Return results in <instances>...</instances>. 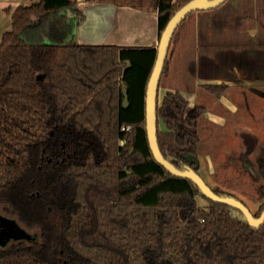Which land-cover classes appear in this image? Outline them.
I'll return each mask as SVG.
<instances>
[{"label":"trees","instance_id":"16d2710c","mask_svg":"<svg viewBox=\"0 0 264 264\" xmlns=\"http://www.w3.org/2000/svg\"><path fill=\"white\" fill-rule=\"evenodd\" d=\"M84 1L154 9L160 35L187 0ZM67 9L71 16L60 14ZM192 12L172 34L158 88L171 86V64L186 72L185 91L198 81L216 97L237 80L233 69L264 80V0ZM84 18L78 0H24L0 38V215L29 233L0 244V264H264V221L250 226L154 159L144 94L155 47L78 43L72 31ZM248 24L257 31L243 41L211 37ZM188 29L197 43L174 64L176 39ZM205 110L181 88L160 100L157 93L158 147L179 168L193 167L185 155L198 154ZM262 208L263 200L254 215Z\"/></svg>","mask_w":264,"mask_h":264},{"label":"rangeland","instance_id":"374dc122","mask_svg":"<svg viewBox=\"0 0 264 264\" xmlns=\"http://www.w3.org/2000/svg\"><path fill=\"white\" fill-rule=\"evenodd\" d=\"M198 11L203 10H193L192 13L196 14ZM191 21L190 19L188 22ZM256 31L255 25L248 24L244 27H233L212 33L211 37L236 42L243 41L248 34ZM186 32L188 33L181 31L176 39L172 57L174 64L179 57L180 49L183 48L189 53L191 49L189 42L197 43L196 33L190 32L189 29ZM171 65L167 82L171 86L165 88L170 89L173 86L181 88V92L191 104L202 102L206 106L204 117L198 122L200 135L197 144L198 173L209 186L217 185L233 193L244 201L252 212L256 211L260 201L263 200V196L258 195L263 179H255L250 171L253 170V166L263 163L260 161L263 160L264 144V96L260 91L264 89V80H248L242 70L233 69L237 80L229 81L226 92L216 97L197 85L198 81L194 82V91H185L182 86L187 80L186 72L184 75H179L177 70L175 71L176 66ZM201 81L217 82L218 78ZM164 90L163 87L158 88V100L161 99ZM158 125L164 128L162 121H159ZM245 146L250 150L249 161L244 160ZM253 197H256V200H253ZM197 199L199 203H205V199L201 196H197Z\"/></svg>","mask_w":264,"mask_h":264},{"label":"water","instance_id":"95a60500","mask_svg":"<svg viewBox=\"0 0 264 264\" xmlns=\"http://www.w3.org/2000/svg\"><path fill=\"white\" fill-rule=\"evenodd\" d=\"M78 1L81 2V0ZM224 1L225 0H187L174 11V13L170 16L165 26L161 30L158 42L155 46V59L146 82L144 94L145 130L150 150L154 156V159L158 163L163 165L170 173L192 180L197 185L199 191L206 198L236 208L242 213L250 226L257 227L264 221V207L262 208L260 213L255 216L241 199L233 195H219L215 193L196 170L199 165L197 155L193 153H187L185 155V158L189 163L193 164V167L185 165L183 168H179L169 160L164 158L158 147L156 137V102L158 83L172 34L179 22L189 12L193 10L212 9L219 6ZM28 236L29 233H27L21 226H19L13 218L0 215V244H4L10 238H23Z\"/></svg>","mask_w":264,"mask_h":264},{"label":"crops","instance_id":"0c3cea01","mask_svg":"<svg viewBox=\"0 0 264 264\" xmlns=\"http://www.w3.org/2000/svg\"><path fill=\"white\" fill-rule=\"evenodd\" d=\"M23 1L0 0V38L11 26L12 10ZM78 5L85 14L84 20L72 31L78 43L155 47L158 42L157 11L154 9L84 0L78 1ZM71 13L67 9L60 14L71 16Z\"/></svg>","mask_w":264,"mask_h":264},{"label":"flooded vegetation","instance_id":"af4514ba","mask_svg":"<svg viewBox=\"0 0 264 264\" xmlns=\"http://www.w3.org/2000/svg\"><path fill=\"white\" fill-rule=\"evenodd\" d=\"M245 75V74H244ZM250 80V79H248ZM253 170L250 171L253 176L255 177V179H258V178H262L263 179V182H261L260 185H262V188L261 190H263V207H264V144H263V164L260 163V165H256V166H253L252 167ZM260 171V174H257V172ZM254 199L253 200H256V197H253ZM244 202V201H243ZM261 203V201H260ZM246 204V203H245ZM260 205V204H259ZM248 207V206H247ZM259 207V206H258ZM249 208V207H248ZM258 209V208H257ZM251 211V210H250ZM252 212V211H251ZM254 212L256 211H253V215H254Z\"/></svg>","mask_w":264,"mask_h":264},{"label":"built area","instance_id":"2783aa9c","mask_svg":"<svg viewBox=\"0 0 264 264\" xmlns=\"http://www.w3.org/2000/svg\"><path fill=\"white\" fill-rule=\"evenodd\" d=\"M122 128H128V126H125V127L123 126Z\"/></svg>","mask_w":264,"mask_h":264}]
</instances>
